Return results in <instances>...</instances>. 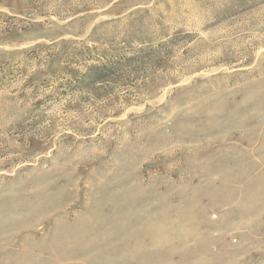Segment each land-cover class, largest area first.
Returning a JSON list of instances; mask_svg holds the SVG:
<instances>
[{
	"label": "rangeland",
	"instance_id": "rangeland-1",
	"mask_svg": "<svg viewBox=\"0 0 264 264\" xmlns=\"http://www.w3.org/2000/svg\"><path fill=\"white\" fill-rule=\"evenodd\" d=\"M0 264H264V0H0Z\"/></svg>",
	"mask_w": 264,
	"mask_h": 264
}]
</instances>
